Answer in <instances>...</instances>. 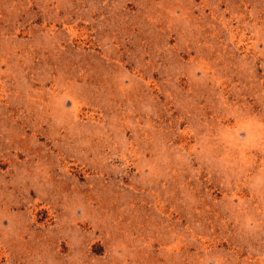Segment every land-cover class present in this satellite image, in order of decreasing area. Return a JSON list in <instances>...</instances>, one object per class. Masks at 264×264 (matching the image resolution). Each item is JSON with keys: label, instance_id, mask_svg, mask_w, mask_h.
<instances>
[{"label": "rangeland", "instance_id": "obj_1", "mask_svg": "<svg viewBox=\"0 0 264 264\" xmlns=\"http://www.w3.org/2000/svg\"><path fill=\"white\" fill-rule=\"evenodd\" d=\"M0 264H264V0H0Z\"/></svg>", "mask_w": 264, "mask_h": 264}]
</instances>
